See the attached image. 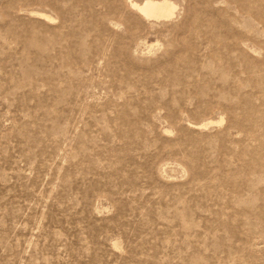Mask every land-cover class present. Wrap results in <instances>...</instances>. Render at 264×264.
Masks as SVG:
<instances>
[{
  "label": "rangeland",
  "instance_id": "rangeland-1",
  "mask_svg": "<svg viewBox=\"0 0 264 264\" xmlns=\"http://www.w3.org/2000/svg\"><path fill=\"white\" fill-rule=\"evenodd\" d=\"M143 1L0 0V264H264V0Z\"/></svg>",
  "mask_w": 264,
  "mask_h": 264
},
{
  "label": "bare ground",
  "instance_id": "bare-ground-1",
  "mask_svg": "<svg viewBox=\"0 0 264 264\" xmlns=\"http://www.w3.org/2000/svg\"><path fill=\"white\" fill-rule=\"evenodd\" d=\"M135 6L147 18H169L174 14L173 6L163 0H144Z\"/></svg>",
  "mask_w": 264,
  "mask_h": 264
}]
</instances>
